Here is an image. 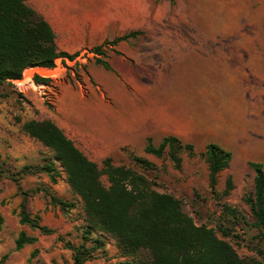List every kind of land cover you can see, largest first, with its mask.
<instances>
[{
	"label": "rangeland",
	"instance_id": "rangeland-1",
	"mask_svg": "<svg viewBox=\"0 0 264 264\" xmlns=\"http://www.w3.org/2000/svg\"><path fill=\"white\" fill-rule=\"evenodd\" d=\"M26 2L48 20L59 48L77 51L78 55L73 60L57 58L55 77L49 75L50 70H24L20 79L3 83L0 168L15 172L24 164L51 160L52 151L21 128L28 119H51L100 167L102 160L110 156L113 164L144 174L154 183L153 188L177 197L196 223L229 228L231 235L224 238L247 264H264V230L261 235L251 225L249 208L243 201L253 190L254 172L248 162L259 161L264 166V0H172L169 14L157 23L153 15L159 0H142V23L137 28H130L133 16L124 0ZM173 11L176 18L169 16ZM132 30L141 33L111 43L115 37ZM154 40L209 42L213 45L207 50L214 58L201 57L193 62L172 58L161 63L159 56L152 55L144 45ZM102 43L105 56L92 51V47ZM96 58L106 60L110 69L97 63ZM34 74L48 80L37 83ZM159 84H164L166 90L173 85L183 89L188 94L184 98L190 104L187 107L196 117L190 122V127H194L191 129L185 128L186 122H160L157 139H153V144L158 145L166 133L175 135L182 143L193 144V153L181 152L179 169L166 152L156 157L144 151L145 145H124L105 151L99 141L111 138V131L94 126L97 119L92 108L94 102L104 99L112 104L111 95H116V107L118 104L130 107L131 95L125 90L146 88L157 94ZM173 98L181 101L179 97H169ZM133 102L142 106L146 101L138 96ZM209 142L232 153L228 166L218 174L216 193L208 186L207 163L202 154ZM134 156L146 158L153 166L142 165ZM55 167V182L42 171L19 177L22 190L46 188L73 203V207L61 209L50 203L42 190L27 195L28 211L39 214L41 223L55 230L47 235L19 223L22 195L13 180L0 177V213L4 218L0 256L8 253L4 264H73L72 251L66 244L78 245L83 241L84 212L59 162H55ZM228 175L234 186L228 195H223ZM101 181L108 184L105 175ZM222 204L234 208L237 218L223 216ZM20 230L36 235L37 241L16 250L14 240ZM216 232L222 236L217 228ZM102 235L103 249L94 251V257L83 264H116L123 260L135 264L136 260L150 258L147 250H140L135 257H122L115 239L109 234ZM90 244L88 240L86 245ZM35 248L38 251L31 256Z\"/></svg>",
	"mask_w": 264,
	"mask_h": 264
},
{
	"label": "trees",
	"instance_id": "trees-1",
	"mask_svg": "<svg viewBox=\"0 0 264 264\" xmlns=\"http://www.w3.org/2000/svg\"><path fill=\"white\" fill-rule=\"evenodd\" d=\"M140 33L139 30L129 31L115 37L111 43ZM103 43L92 47V51L105 56ZM77 55V51L68 52L59 48L48 20L26 0H0V90L4 82L20 79L26 68H53L57 58L73 60ZM95 61L110 69L106 60L96 58ZM33 80L40 83L48 78L34 74ZM21 128L49 148L53 153L52 159L42 164H24L15 172L0 168V177L13 180L22 195L19 223L38 230L40 234H51L55 230L42 224L39 214L28 211L27 195L42 190L49 197V202L61 209L73 207V203L55 196L46 188L22 190L19 177L42 171L55 182V162H59L66 174V182L71 192L81 200L84 212L83 241L78 245L66 244L72 251L73 264H83L94 257V251L103 249V233L115 239L122 257H135L140 250L149 252L148 260H136L135 264H247L224 238L231 235L229 228L216 226L222 235L219 236L216 228L196 223L183 210L177 197L153 188L154 183L144 174L124 165L113 164L110 156L102 160L100 167L51 119H28ZM184 150L193 153V144L182 143L172 134L164 136L158 145L147 137L144 146L146 153L156 157H162L166 152L177 169L181 167V152ZM202 154L207 163L208 186L212 193H216L218 174L228 166L232 153L217 143L209 142ZM134 159L144 166H153L146 158L134 156ZM248 165L254 172L253 190L243 197V201L249 208L251 225L263 235L264 166L259 161H249ZM102 175L106 176L107 185L101 181ZM233 186L232 177L228 175L222 194L228 195ZM221 210L225 217L236 219L238 216L237 211L227 204H222ZM3 221L0 213V230ZM92 233L98 234L92 236ZM88 240L91 242L89 246L86 245ZM36 241V235L20 230L14 240V248L19 250ZM37 251L35 248L30 255L35 256ZM7 256L8 253L0 256V264H4ZM116 264H133V261L123 260Z\"/></svg>",
	"mask_w": 264,
	"mask_h": 264
},
{
	"label": "crops",
	"instance_id": "crops-1",
	"mask_svg": "<svg viewBox=\"0 0 264 264\" xmlns=\"http://www.w3.org/2000/svg\"><path fill=\"white\" fill-rule=\"evenodd\" d=\"M124 1H126L128 5V13L133 16L130 28H137L142 23V0ZM170 3V0H159L153 15L156 23L169 14L168 8ZM169 16L170 18H176L177 14L174 12ZM144 45L151 50L152 55L156 54L159 56L162 60L161 63H167L172 58L175 60L184 58L189 61L201 57L206 58L208 56H210L209 58L211 59L214 58L212 57L213 54L207 50L213 44L204 41L154 40L146 42ZM38 69L46 70L49 68L29 67L26 68L25 71ZM125 91L126 93H130L132 98H130V107H124L120 104L116 107V95H111V97H114L112 104L102 99L101 101L94 102L92 105L94 115L97 118L94 121V126L100 130L108 129L112 134L111 138L99 141L101 147L105 151H110L113 148L124 145H145L147 137H150L153 142V139H157L158 128L160 122L163 121L174 122L175 124L186 122L187 125L185 128H194L190 127V122L195 120L196 117L193 116L194 113L190 107H187L190 104L188 101H185L184 98L188 96V94H186L183 89L176 88L173 85L171 89L168 88V90H166V86L163 84L157 94L153 90L149 92L146 88ZM138 96L145 99L146 102L144 105L138 106L133 102ZM170 96L179 97L181 101L176 98L169 99ZM175 134L180 135V132L176 131ZM165 135L166 133L162 134V137Z\"/></svg>",
	"mask_w": 264,
	"mask_h": 264
},
{
	"label": "built area",
	"instance_id": "built-area-1",
	"mask_svg": "<svg viewBox=\"0 0 264 264\" xmlns=\"http://www.w3.org/2000/svg\"><path fill=\"white\" fill-rule=\"evenodd\" d=\"M56 69H57V67H56V66H54L53 68H49V69H46V70H50V71H51V73H50L49 75H50L51 77H55V76H57V75H58V73H57ZM30 78H31V76H30Z\"/></svg>",
	"mask_w": 264,
	"mask_h": 264
}]
</instances>
